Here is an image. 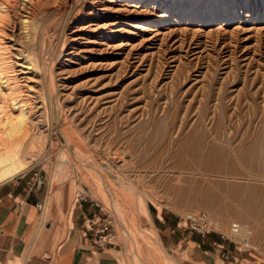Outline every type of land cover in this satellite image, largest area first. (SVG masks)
<instances>
[{
    "label": "rangeland",
    "instance_id": "rangeland-1",
    "mask_svg": "<svg viewBox=\"0 0 264 264\" xmlns=\"http://www.w3.org/2000/svg\"><path fill=\"white\" fill-rule=\"evenodd\" d=\"M0 1L3 6L10 2ZM71 1L40 0L33 19L44 33L29 36L21 27L28 20V0H18L21 17L16 31L8 27L6 35L7 44H16L8 53L16 71L26 59L39 64L40 54L60 36L53 53L61 104L56 126L40 67L33 76L24 68L26 74L17 73L22 94L31 101L34 131L43 141L41 150L23 143V154L32 151L31 161L12 179L24 174L27 179L34 170L45 178L39 189L45 197L41 220L43 229L46 222L51 226V259L69 244L73 201L78 214L80 203L96 201L113 221L123 264H187L191 258L185 246L158 244L153 219L163 212L179 223L185 213L198 211L209 215L216 230L211 233L230 234L232 222L247 225L257 250L242 247L239 253L230 244L244 260L264 264V225L243 220L248 210L231 192L221 191L225 202L208 206L203 197L176 190L192 182L199 187L220 181L239 186L240 194L246 185L264 188V0H189L183 5L178 0L169 13L168 5L152 6L148 0H78L64 19ZM93 6L111 9L99 20L120 16L113 26L120 31L106 42L109 47L89 43L85 58L67 62L74 33H89L84 14ZM230 9L236 11L230 14ZM150 27L157 35L147 31ZM214 147L220 152L208 157ZM191 148L205 155L201 165ZM190 161L187 170L183 164Z\"/></svg>",
    "mask_w": 264,
    "mask_h": 264
},
{
    "label": "bare ground",
    "instance_id": "bare-ground-1",
    "mask_svg": "<svg viewBox=\"0 0 264 264\" xmlns=\"http://www.w3.org/2000/svg\"><path fill=\"white\" fill-rule=\"evenodd\" d=\"M140 1H139V3H140ZM144 1H147V0H144ZM144 1H142V2H144ZM177 1L178 0H148V3H150L152 6H155L156 4L159 5L160 3H162L160 5L161 8H163L165 5H168L167 6V8H168L167 13H169V12H171L177 8V7L175 8ZM17 2H18V0H10V2H8L9 4L7 3L8 6H3V4L0 1V117H2V114L5 111H7L8 113H10L12 115L23 114L24 116L27 117V130L25 132L21 133L20 135L5 136L2 134L3 129H0V184L7 181V180L15 178L18 175H20L22 172H24L29 166L28 163L31 161V156L28 155L29 152L32 149H34V150L39 149L40 145L43 141V137L39 133L34 131V126L36 125V123L34 122V119L32 117V115H33L32 109L33 108H32V105L30 103L31 101L29 102L30 99H28V97H26L22 94L21 87L18 83V74H26L27 73V72L22 71L23 68L28 69V71H30V75H31L32 73H34V70L37 67H40L41 72H42V76L44 78V82H45V85L47 88V92H48V98H49L48 101L50 102L49 104H50V110H51V122L53 125L56 126L61 120L60 119V115H61V113H60V111H61L60 96H59V91H58L59 89H58V85H57V77H56L55 68H54L55 67V62H54L55 60L53 57V53H54L55 49L59 46L60 36L58 38H55L54 41L52 40L53 41V45H52L53 47L50 46V49H49L50 52H48L49 51L48 50L46 53L40 54L39 64L33 63L31 59H26L24 62L25 65L22 66V65L18 64L22 68H20V71L18 70L19 72L16 71V69H15L16 66L14 65V63L12 62V60L8 54L9 49H11L9 47L11 45H16V44H14V43L11 45L7 44L8 42H6V39H7L6 35L9 36V34H7L8 33V27H10L9 30L12 33H14L16 31L17 23L21 17L20 13L18 12V9H16ZM94 2H97V1H94ZM188 2H189V0H182V5L187 4ZM77 3H78V0H72L71 1L70 5H69L68 12L63 13L64 19L68 15V13L77 5ZM203 3H204L203 1L199 2V4H203ZM39 6H40V0H28V4L24 5V9H25L24 13H26L25 14L26 16H24V18H26L28 20L23 21L22 23L25 22V24H22L23 26H21V27L26 29V33L29 36L30 35L31 36L32 35H38L39 33H41L44 30L33 19L35 17L36 12L38 11ZM180 7H181V5L178 8L180 9ZM108 10H111V9L107 8V6L101 7V8H97V7L93 6L92 10H90L84 14V22L86 23L84 28H87V32H89V33L88 34H83V33H78V32L74 33V36L71 39L72 43L70 44L69 50L65 53L66 57L64 60H66L67 62H72L74 60H81V59L85 58L86 54L89 53V51L91 49L90 46H92V45H89V43H94V44H98V45L99 44L100 45L101 44L106 45V42L108 40H111L114 37V35L120 31V28H113V26L118 23L119 19H121L120 16H115L112 20H106L107 18L99 20V18L102 16V14H105V12ZM229 11L231 12L230 14H233L236 10L230 9ZM167 13L157 14L156 17L159 19L167 17ZM191 13H192V10H190L186 14H191ZM244 16L248 17L250 15L246 14ZM158 23L160 26H162V24H163V22H158ZM133 27L137 28L134 25H133ZM260 29H259V31H260ZM46 30H48V29H46ZM156 30H157L156 28L150 27V29H148L147 31H149V32L155 31V34H154V36H155V35H157ZM43 33H44V31H43ZM46 36L47 35H44V37H46ZM150 36L147 38L149 40H153V38ZM197 40H199V39H197ZM14 41H15V39H14ZM144 42H145V39L142 38L140 43H144ZM46 44H49V43H46ZM81 44H84V45H81ZM120 44L122 45L123 43L120 42L119 44H117V47H120ZM47 47H48V45H47ZM54 47H56V48H54ZM107 47H109V46H107ZM43 48H44V46H43ZM98 50L100 51V49H98ZM39 51H38V53H39ZM101 51H103V50H101ZM29 55H27V57ZM140 60H142V59H140ZM32 76H33V74H32ZM29 79L31 80L32 77L27 78V80H29ZM31 89H32V87H31ZM203 121H204V119H203ZM35 127H37V126H35ZM197 132H198V130H197ZM202 138H203V135H202ZM263 138H261V139H263ZM26 141H27L31 150L28 148L29 152L27 154H23L22 145ZM197 142L199 143L200 140H197ZM152 144L153 143H151L149 145H152ZM261 144H262V142L259 145L261 146ZM196 145H198V144H196ZM186 146H187V144H186ZM189 147H192V145ZM40 150H41V148H40ZM259 150H260V147H259L258 151ZM189 151L192 153V155H194V156H192V155L191 156L197 160L198 166L201 165L202 164L201 159H204L203 157L205 156V155H203L202 151L198 148H191ZM189 151H187V152H189ZM255 151H257V150H255ZM209 152L210 153H208L207 156L212 157V156H215V154H218L220 151L214 147V149H212ZM181 153H182V151H181ZM31 154H32V151H31ZM189 156H190V154H189ZM192 157H190V158H192ZM32 159H34V158H32ZM191 161H190V163L186 162L185 164H183L185 169H187V170L189 169L190 164L192 163ZM251 164H252V162H251ZM254 164H255V162H254ZM205 167H207L206 164H205ZM213 167L217 171L216 165H214ZM220 182L221 183H216L215 185H212V183H210L211 186L206 183L207 184L206 186L200 185L199 187H196L195 184H193L194 182H192L189 184V186L186 189L180 187V188H177L176 190L178 193H181L183 191L186 194L195 193L196 195L201 196V198L203 197L202 198L204 200L203 203H206L208 206L214 205L216 203L222 204L225 202L223 199V196H222L223 193H221V191L224 190L225 192L226 191L231 192L233 194V195H231L233 197L232 199H234L237 202H241L242 205L246 208V210H248V213H245L241 218L243 220H245V219L251 220V218H253L254 223L256 221L261 226L264 225V188L263 187L262 188H256V187H251V186L246 185L244 187L242 193L240 194V193H236V191L240 188L239 186H230V185L224 184L222 181H220ZM171 189H169V190H171ZM170 192H172V191H170ZM237 202H236V204H237ZM238 205L240 206V204H238ZM188 213H191V212H188ZM188 213H185V215ZM194 213H197V212H194ZM209 220H210V218H209ZM210 223H211V221H210ZM211 225H212V223H211ZM263 230H264V228H263ZM263 230H261L260 233L264 234ZM258 231H260V230H258ZM229 233H230V230H229ZM233 238L239 242L244 243V244L248 243V248H250V247L255 248L254 244L252 245V243H251L252 231L245 224H243V229L238 234L233 235ZM158 244H159V242H158Z\"/></svg>",
    "mask_w": 264,
    "mask_h": 264
},
{
    "label": "crops",
    "instance_id": "crops-1",
    "mask_svg": "<svg viewBox=\"0 0 264 264\" xmlns=\"http://www.w3.org/2000/svg\"><path fill=\"white\" fill-rule=\"evenodd\" d=\"M12 179L0 184V264H123L117 254L119 249L99 250L89 235H83L80 214L100 212L96 207L80 203L78 214L75 201L69 211V215L77 216L74 215L70 227L73 231L68 236L69 244L63 251L56 252L52 260L51 226L46 222L42 228V211L36 206L41 203L43 207L45 197L39 190L29 191L26 178ZM153 224L159 230L158 236L155 229L158 239L160 237L159 245L162 243L168 249L186 247L191 258L187 264H196L194 261L198 264H256L240 257L232 244L222 241L218 234L210 233L204 238L198 234L184 235L178 230L180 223L163 212L153 219ZM219 246L227 250V259L221 257L223 250Z\"/></svg>",
    "mask_w": 264,
    "mask_h": 264
},
{
    "label": "built area",
    "instance_id": "built-area-1",
    "mask_svg": "<svg viewBox=\"0 0 264 264\" xmlns=\"http://www.w3.org/2000/svg\"><path fill=\"white\" fill-rule=\"evenodd\" d=\"M22 177L25 178V174ZM44 182L45 178L41 172L34 170L31 172L30 177L27 178L26 186L29 191L39 190ZM36 206L38 209H42L41 203H36ZM92 206L96 207L100 213H92L91 215L84 217L83 235H89L92 244L99 250H103L107 247H116L118 245L117 234L111 217L98 202L94 201ZM181 219L182 222H179L181 227L188 229L190 232H194L203 238L211 232L216 231L211 225L209 216L205 211H199L197 213L191 212L184 215ZM242 229V223L232 222L229 226L230 234H225L219 231L216 233L222 241L232 243L237 251L241 253V248L248 247V243L244 244L235 240L233 235L238 234ZM219 247L223 250L221 252V257L227 259L229 257L227 250L222 246Z\"/></svg>",
    "mask_w": 264,
    "mask_h": 264
},
{
    "label": "clouds",
    "instance_id": "clouds-1",
    "mask_svg": "<svg viewBox=\"0 0 264 264\" xmlns=\"http://www.w3.org/2000/svg\"><path fill=\"white\" fill-rule=\"evenodd\" d=\"M0 129H3L2 134L5 136L20 135L27 130V117L5 111L0 117Z\"/></svg>",
    "mask_w": 264,
    "mask_h": 264
}]
</instances>
